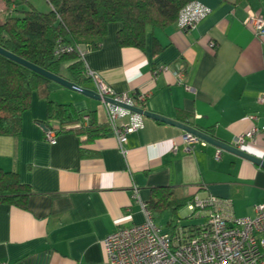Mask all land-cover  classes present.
Listing matches in <instances>:
<instances>
[{
  "label": "crops",
  "instance_id": "0c3cea01",
  "mask_svg": "<svg viewBox=\"0 0 264 264\" xmlns=\"http://www.w3.org/2000/svg\"><path fill=\"white\" fill-rule=\"evenodd\" d=\"M190 1L210 9L195 27L181 30L175 21L148 28L144 49H137L118 45L119 25L112 23L100 47L83 58L116 93H147L142 109L230 144L252 126H264V102L257 100L264 93V36L244 25L249 9L264 16V0ZM81 87L95 90L91 81ZM45 89L53 102L107 121L103 102L54 82ZM42 124L57 127L36 91L20 133L0 136V169L16 172L31 189L25 207L0 203V264H108L104 238L143 223V207L157 188L169 189L175 200L211 195L230 201L235 217L253 216L255 205L264 204L263 168L225 150L216 159L218 148L208 143L186 152L185 131L176 126L144 117L121 150L109 127L89 141L75 131L58 132L50 144ZM252 151L264 159L263 133ZM150 211L165 232L174 231L171 209Z\"/></svg>",
  "mask_w": 264,
  "mask_h": 264
},
{
  "label": "trees",
  "instance_id": "16d2710c",
  "mask_svg": "<svg viewBox=\"0 0 264 264\" xmlns=\"http://www.w3.org/2000/svg\"><path fill=\"white\" fill-rule=\"evenodd\" d=\"M49 10L36 9L30 0H0V47L14 55L63 77L79 86L90 79L86 64L76 50L55 55L63 45L96 50L112 23L119 25L116 41L120 47L144 49L148 28L164 29L172 25L179 11L190 0H45ZM160 48L154 41L153 53ZM50 80L0 55V136H17L22 114L31 106L34 92L46 100L48 122L56 123V133L75 131L86 140H95L108 132L93 113L83 120L82 111L72 105L57 104L46 91ZM143 107V105L141 106ZM52 123H50L51 125ZM31 194L14 171L0 169V203L25 207ZM193 199H174L167 188L153 189L148 209L159 213L171 209L173 220L180 209Z\"/></svg>",
  "mask_w": 264,
  "mask_h": 264
},
{
  "label": "built area",
  "instance_id": "2783aa9c",
  "mask_svg": "<svg viewBox=\"0 0 264 264\" xmlns=\"http://www.w3.org/2000/svg\"><path fill=\"white\" fill-rule=\"evenodd\" d=\"M210 12L199 1H189L178 13L176 25L181 30L195 27ZM254 36H264V16L259 11L249 9L244 19ZM76 50L82 57L84 49L63 45L56 49L55 55ZM84 59V58H83ZM86 75L93 83L95 91L101 97H109L119 103L141 108L148 94L141 92L134 96L116 93L100 76L86 69ZM178 83H182L183 74H178ZM188 89L187 86H185ZM264 102V93L257 98ZM106 119L110 131L115 135L118 145L123 149L126 134L143 127L144 116L122 107L104 103ZM255 117L250 116L253 120ZM88 120L87 116L83 117ZM264 134V126H252L248 131L234 137L233 147L263 158L252 150L257 145V137ZM56 132L48 128L45 139L56 142ZM184 150L191 152L198 145H206L202 139L190 133L182 136ZM221 149H217L215 158L219 159ZM187 217L205 218L203 224L183 226L181 220L174 223L172 233L165 232L157 223L147 206L143 207L144 222L127 227H119L103 240V250L108 264H264V204L254 207V215L235 217L230 201L211 195L201 199L196 196L187 203Z\"/></svg>",
  "mask_w": 264,
  "mask_h": 264
},
{
  "label": "water",
  "instance_id": "95a60500",
  "mask_svg": "<svg viewBox=\"0 0 264 264\" xmlns=\"http://www.w3.org/2000/svg\"><path fill=\"white\" fill-rule=\"evenodd\" d=\"M0 55L6 57L7 59H9L15 63H18V64L24 66L25 68L31 70L32 72H34V73L50 80L51 82L56 83V84H58L64 88H67V89L72 90V91H76V92H78V93H80L86 97L95 99L97 101H101L103 103H109V104L113 105L114 107L119 106V107L128 109V110L135 112L137 114H140L146 118H150V119H153L155 121H159L162 123H166L169 125L176 126L180 129H182L183 131H185L186 133H190L194 136H197L198 138L202 139L206 143L211 144V145L217 147L218 149L233 153L234 155H237V156H239V157H241L247 161H250L253 164L257 165L258 167H261L264 169V159L263 158H260V157H257L255 155H252L250 153H247L245 151L239 150V149L233 147L231 144L225 143V142H223V141H221L215 137H212L211 135L206 134L200 130H197L193 127H190V126L183 124V123H180L178 121H174V120L165 118V117L158 115L156 113L146 111L142 108H138L135 106H128V105H125L123 103H119V102H117V101H115L109 97H101L95 90L85 88V87H81V86L75 84L74 82H71L67 79H64L63 77L57 76V75H55L49 71H46V70H44V69H42V68L24 60V59L14 55L13 53L6 51L5 49H3L1 47H0ZM42 127H43V129L46 130V127L43 124H42Z\"/></svg>",
  "mask_w": 264,
  "mask_h": 264
},
{
  "label": "rangeland",
  "instance_id": "374dc122",
  "mask_svg": "<svg viewBox=\"0 0 264 264\" xmlns=\"http://www.w3.org/2000/svg\"><path fill=\"white\" fill-rule=\"evenodd\" d=\"M35 1V5L37 6V8L44 12L47 8H46V4H44V2L42 0H33ZM186 207L182 208L179 211V216L181 217V221L184 225L187 226H197L199 224H203L205 222V218H190V217H186V215H184V211H185ZM156 218V217H155ZM158 220V219H157ZM158 222V221H157ZM165 225V223H164Z\"/></svg>",
  "mask_w": 264,
  "mask_h": 264
}]
</instances>
